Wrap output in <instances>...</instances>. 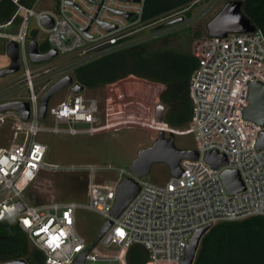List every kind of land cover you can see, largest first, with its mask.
<instances>
[{
    "label": "built area",
    "instance_id": "1",
    "mask_svg": "<svg viewBox=\"0 0 264 264\" xmlns=\"http://www.w3.org/2000/svg\"><path fill=\"white\" fill-rule=\"evenodd\" d=\"M9 1L14 12L0 23V56L4 58L0 70L10 66L6 48L14 42L20 73L0 82V105L24 102L28 105V118L23 120L14 110L0 114V124L8 121L11 129L10 144L0 147V223L14 222L27 243L41 254L42 264H72L92 245L75 230L76 211L80 209L111 222L97 244L116 249L102 253L95 245L85 255L84 263L128 264L127 252L137 246L147 257L144 264H180L196 230L220 222L264 217V147L256 148L264 124L260 126L242 117L249 105V88L254 83L264 85V38L260 32L254 29L210 37L205 31L192 42L190 52L196 68L188 84L191 118L185 127L171 128L164 121H156L159 92L148 116L113 118L110 108H101L99 100L75 82L73 72L105 55L149 42L153 39L151 29L164 20L178 18L193 4L202 2L201 12L205 14L219 0H194L148 24L141 21L144 0H55V12L36 11L42 0H35L31 7L21 0ZM44 15L52 20L50 28L41 23ZM132 17L135 20L131 21ZM189 23L183 17L181 23L163 29L164 34ZM102 25L112 29L107 31ZM146 28L148 33L143 32ZM33 31L36 36L39 31L46 34L45 52H56L47 62L34 64L29 60L27 44ZM72 56L75 58L71 61H62ZM29 61L34 64L31 69ZM66 76L72 78L71 85L54 94H60L54 103L50 104L54 95L49 98L45 116L40 120V99ZM76 84L82 87L80 92L72 91ZM135 126L155 129L166 138L169 134H192L197 159L181 160V174L156 185L138 178L128 168L108 163L85 166L47 162L48 146L39 140L40 134L93 136L109 128L118 131ZM209 151L223 154L226 164L212 169L203 159ZM225 170L238 173L242 191L227 193L220 178ZM42 172L84 176L85 201H30L26 191ZM109 174L115 179L111 186L96 181V176ZM124 178L133 180L138 192L119 216L112 218L115 188Z\"/></svg>",
    "mask_w": 264,
    "mask_h": 264
},
{
    "label": "trees",
    "instance_id": "2",
    "mask_svg": "<svg viewBox=\"0 0 264 264\" xmlns=\"http://www.w3.org/2000/svg\"><path fill=\"white\" fill-rule=\"evenodd\" d=\"M194 0H144L141 21L148 24L174 10L182 9ZM241 14L264 38V0H237ZM35 0H21L31 7ZM14 12L9 0H0V23ZM186 19L191 14L184 12ZM184 18V19H185ZM206 25V24H205ZM203 26V30H204ZM205 34L200 24L177 28L160 39L144 42L105 55L73 72L79 85L93 90L133 76L163 87L159 103L165 107L163 121L171 128L185 127L191 118L189 79L196 68L190 52L192 42ZM36 32L31 33L34 40ZM48 45L42 42L39 50ZM85 182L84 178H78ZM28 197V196H27ZM28 199L32 202L34 200ZM25 235L14 222L0 223V262L23 259L27 264H42L36 250L29 251ZM147 257L140 247L127 252L128 264H144ZM192 264H264V217L253 216L238 221L220 222L211 226L202 236Z\"/></svg>",
    "mask_w": 264,
    "mask_h": 264
},
{
    "label": "rangeland",
    "instance_id": "3",
    "mask_svg": "<svg viewBox=\"0 0 264 264\" xmlns=\"http://www.w3.org/2000/svg\"><path fill=\"white\" fill-rule=\"evenodd\" d=\"M230 0H219L215 7L207 13L202 14L204 8L203 3L193 4L189 7L190 18L186 19L184 13L179 17H184L189 25L200 24L203 26L218 12L222 6ZM36 11L55 12V0H42ZM164 21L159 24L162 25ZM33 20L31 25H33ZM159 25V26H160ZM159 26L151 29L153 39H160L164 34L163 29H158ZM151 28V27H150ZM144 33H148L146 28ZM46 34L39 31L35 41L41 44L45 41ZM2 52H0L1 55ZM75 56L62 59L63 62H69ZM56 60V59H55ZM4 58L0 56V63ZM62 63V62H60ZM30 69L34 64L28 62ZM20 72L6 75L0 78V82H5L11 78L18 76ZM163 87L152 82H145L133 76H128L118 80L108 86L98 87L93 90H86V94L96 97L99 100L101 108H110L109 111L113 118H122L133 116L134 118H142L143 115L148 116L154 102L157 101L155 95L161 92ZM120 93L126 97H120ZM60 94L54 95L50 104L54 103ZM109 97V100H108ZM130 101V104L128 103ZM103 105V106H102ZM166 110V109H165ZM103 112V110H102ZM123 126V125H122ZM120 126V127H122ZM133 126V125H132ZM118 127V126H117ZM181 129V128H180ZM113 130V129H112ZM111 128L99 135L81 136V137H60L50 134H40L39 140L48 146V152L45 160L50 163L63 164H79V165H96V164H111L128 168L131 162L135 159L137 152L151 146L152 142L157 138V131L152 128L132 127L122 128L118 131H112ZM11 142L10 123L0 124V147H6ZM174 146L181 150H193L195 143L193 136L190 133L174 135ZM169 172L164 164H154L150 168V172L143 179L147 182L162 185L169 178ZM84 176L81 175V178ZM78 178L80 175L67 173H40L29 185L26 194L28 197L37 202L57 201V202H84L85 201V182H81ZM114 176L98 175L96 181L99 184L111 186L114 183ZM104 223V219L91 211L78 210L76 211V232L83 236L88 244H93L99 229ZM96 249L102 253L116 250L112 245L101 247L96 244ZM29 251L33 248L27 244ZM84 264H117L116 262L85 261Z\"/></svg>",
    "mask_w": 264,
    "mask_h": 264
},
{
    "label": "water",
    "instance_id": "4",
    "mask_svg": "<svg viewBox=\"0 0 264 264\" xmlns=\"http://www.w3.org/2000/svg\"><path fill=\"white\" fill-rule=\"evenodd\" d=\"M241 2L237 0H230L226 2L222 8L206 23L205 31L210 37H225L228 33H243L253 32L254 28L250 25L249 21L241 14ZM129 18V15H124ZM131 21L135 17L130 18ZM183 21V17H178L168 22L163 23L158 29H165L177 25ZM41 23L44 27L50 28L52 20L48 16L41 17ZM102 27L109 31L112 28L106 25ZM27 53L29 60L34 64H40L52 59L56 52L49 50L41 53L38 44L35 40H31L27 44ZM6 54L10 59V66L0 70V77L16 73L19 69L17 58V45L14 42H9L6 48ZM72 78L66 76L52 86L39 102V117L43 120L46 112V107L49 98L71 85ZM82 89L79 85L72 87L73 92H80ZM249 105L243 111L242 117L246 120L253 121L257 125L264 124V85L254 83L248 90ZM9 110L17 111L23 120L28 118V105L24 102H11L0 105V114ZM165 107L163 105L156 106L155 117L157 122H162L164 118ZM264 147V131L258 135L256 148ZM195 160L197 153L194 150H181L174 146V136L169 134L166 138L162 132L157 134V138L152 142L151 146L141 149L137 152L135 159L128 166L131 171L138 178H144L149 174L150 168L154 164H164L172 177H178L181 174L179 163L181 160ZM204 162L207 163L212 169L226 164V158L223 154L216 151H209L204 154ZM223 186L228 194H235L243 190V185L240 177L236 171L225 170L220 175ZM138 192V185L129 178H124L115 188V198L110 209V216L117 218L123 209L128 205L132 198ZM32 199V198H30ZM33 200V199H32ZM35 203L39 204L34 200ZM111 222L106 220L99 229L93 244L83 253L79 254L72 264H84V257L87 252L94 247L100 240L102 235L108 230ZM210 227L205 226L194 232L188 241L185 249L184 258L180 264H192L199 242L202 236L208 231ZM0 264H27L23 259H17L9 262H0Z\"/></svg>",
    "mask_w": 264,
    "mask_h": 264
}]
</instances>
